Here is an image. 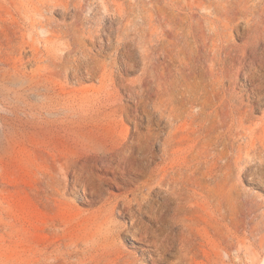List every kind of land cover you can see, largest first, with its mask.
<instances>
[{"label":"rangeland","instance_id":"rangeland-1","mask_svg":"<svg viewBox=\"0 0 264 264\" xmlns=\"http://www.w3.org/2000/svg\"><path fill=\"white\" fill-rule=\"evenodd\" d=\"M0 264H264V0H0Z\"/></svg>","mask_w":264,"mask_h":264},{"label":"bare ground","instance_id":"bare-ground-1","mask_svg":"<svg viewBox=\"0 0 264 264\" xmlns=\"http://www.w3.org/2000/svg\"><path fill=\"white\" fill-rule=\"evenodd\" d=\"M133 152V151H132ZM112 167V162H106L105 160H102V170H109L108 168Z\"/></svg>","mask_w":264,"mask_h":264}]
</instances>
